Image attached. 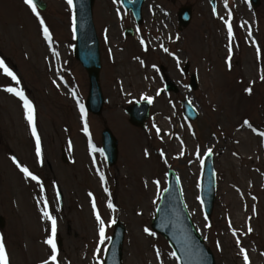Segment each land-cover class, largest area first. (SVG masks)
I'll return each instance as SVG.
<instances>
[{
	"label": "rangeland",
	"instance_id": "obj_1",
	"mask_svg": "<svg viewBox=\"0 0 264 264\" xmlns=\"http://www.w3.org/2000/svg\"><path fill=\"white\" fill-rule=\"evenodd\" d=\"M42 1L46 10L37 11L52 35L51 47L24 0H0V59L20 80L17 85L0 69V238L10 264L49 260L51 249L44 241L51 236V222L42 216L45 201L57 222L58 264H100L117 221L125 229L122 264H177L165 240L150 228L168 169L179 177L186 209L216 264H244L241 248L250 264H264V136L259 135L264 133V0L257 8L248 0H173L176 11L192 8V20L175 42L162 43L168 53L148 38V18L137 40L123 41L122 25L111 11L105 14L106 6L94 3L95 29L99 34L109 27L111 37L100 40L103 112L98 117L86 112L93 145L77 106V100L85 104L88 79L72 55L70 7L67 0ZM210 1L216 4L215 16ZM225 20L234 33L230 67ZM184 63L198 76L196 91L181 74ZM159 66L166 67L179 94L157 95L162 89ZM6 87L22 89L34 106L42 163L23 102ZM145 97L153 102L145 129L139 130L129 125L124 109ZM184 99L199 113L190 125L180 107ZM104 129L118 143L113 167H107L101 154ZM62 149L67 163L61 161ZM209 149L216 195L211 217L205 218L198 188ZM13 157L40 178L43 191L24 178ZM93 199L105 221L103 243Z\"/></svg>",
	"mask_w": 264,
	"mask_h": 264
},
{
	"label": "water",
	"instance_id": "obj_2",
	"mask_svg": "<svg viewBox=\"0 0 264 264\" xmlns=\"http://www.w3.org/2000/svg\"><path fill=\"white\" fill-rule=\"evenodd\" d=\"M251 1L254 7L259 4V0ZM34 2L40 10H45L46 6L43 2L40 0H34ZM92 4L93 0H73L75 10L74 57L86 71L89 81L86 108L92 114L99 115L103 105V98L98 83L101 64L98 41L92 23ZM133 9L138 18L139 5ZM178 19L179 25L186 27L191 19L190 8H182L179 11ZM185 72H187V68ZM195 81L196 77L193 75L191 77L193 89L196 88ZM166 87L168 91H175L174 86L168 80ZM148 109V103L127 108L126 113L129 116V123L134 127L143 128L144 122L148 117ZM184 109L187 118L191 120L196 118V114L187 104H184ZM102 145L108 164L112 166L117 158V143L108 130L102 133ZM214 191V169L211 158L208 157L204 164L200 182V199L206 217H209L212 211ZM0 227H3L2 219H0ZM151 227L168 242L179 264H215L212 254L204 247L201 237L195 232L190 222L181 200L179 181L171 171L168 173L167 189L161 196L156 218L153 220ZM123 233V226L117 223L105 254L104 264H121Z\"/></svg>",
	"mask_w": 264,
	"mask_h": 264
},
{
	"label": "snow or ice",
	"instance_id": "obj_3",
	"mask_svg": "<svg viewBox=\"0 0 264 264\" xmlns=\"http://www.w3.org/2000/svg\"><path fill=\"white\" fill-rule=\"evenodd\" d=\"M24 3L31 9L32 13L39 20L40 26L43 30L44 40L47 41L49 44V47H51L52 35H51L48 27L46 26L45 21L43 20V18H41L40 13L37 11L36 3L34 2V0H24ZM67 4L70 8H72L73 7V0H67ZM227 7H228L227 2H225V8H227ZM215 11H216L215 8H213L214 13H215ZM229 15H231L230 12H229ZM224 23H225V27L227 29V36H228V40H229V46H228L229 57H228L226 62L229 64V67H230L231 66V53H232L231 41L234 37V33H233V27H232L230 20H225ZM73 34H75V16H73ZM141 44L144 45L143 40H141ZM145 50H147L146 47H145ZM163 51L166 53L169 52V50L167 48H163ZM259 51H260L259 48H257L258 54H259ZM169 54H171V53H169ZM53 55H57V53L53 52ZM173 58L176 59L177 65L179 66V64H180L179 58L175 57V56ZM143 63L144 62L141 61V64H143ZM0 69L3 70L4 75L10 77L11 80L14 81L17 85L20 84V80L17 78L15 73H13L9 69V67L5 64V61L3 59H0ZM261 80H264V75L261 76ZM4 91L11 93L12 95L18 97L23 102V107L26 110V118H27L28 124H29L30 129H31V135L35 138V141H36V144H35L36 156L38 158H41V163H42L41 141H40V137L37 133V129H36L34 106L27 99V97L25 96L24 91L22 89H17L14 87H6L4 89ZM245 91L248 94H251V88L245 89ZM159 94L160 93L158 92L157 95H159ZM73 96H75V93H73ZM145 99L147 100V102L149 104H151L153 102L152 99H150L148 97H145ZM77 106L79 107V110H80L81 120L84 121V132L86 135H88L89 134L88 124H87V120H86L87 113L84 109V106L82 104H80L79 100H77ZM244 124L251 127L250 122L247 120L244 121ZM157 134H159V129H157ZM259 135L264 136V133H259ZM92 150L96 151L94 146H93ZM101 154H103L102 150H101ZM208 154L211 155V149L208 150ZM145 155L147 156V155H149V153H147V151H146ZM161 155H163V153H161ZM198 158H199V153H198ZM13 163L16 164L19 171L21 173H23V176L25 179H30L31 181H35L36 184L38 186H40L41 191H43V183L37 175L31 173L27 167L22 166L15 157H13ZM100 180L102 183H106L105 177L102 174L100 175ZM156 183L158 184L159 182L157 181ZM104 191L108 192V189L105 188ZM89 195H92V194L90 193ZM57 196L59 197V193L57 194ZM92 207H93V212L95 214V219L99 225L100 241H101V243H103L105 240V221L101 218L100 214L96 210V204H95L94 199L92 201ZM108 207L110 209L114 208L113 204L111 203V200H109V202H108ZM44 208H45V210L42 212V216L46 220L51 222V236H50V238H48L44 241V243L50 247L51 255H50L49 260H46L44 262V264H58V260H57L58 249H57V243H56L57 222H56V218L47 210V201L44 202ZM112 223H115V221L113 220ZM229 227H231V224H229ZM144 231L149 236L154 235V233L152 231H150L148 228H145ZM248 231L251 232L250 227H249ZM233 235H235V232H233ZM237 243L239 244V241H237ZM240 251L243 254L244 264H250L246 251L243 248H241ZM159 255H160V253H159V251H157V256H159ZM0 264H10V261H9V258H8L7 252H6L5 244H4V241L2 238H0Z\"/></svg>",
	"mask_w": 264,
	"mask_h": 264
},
{
	"label": "flooded vegetation",
	"instance_id": "obj_4",
	"mask_svg": "<svg viewBox=\"0 0 264 264\" xmlns=\"http://www.w3.org/2000/svg\"><path fill=\"white\" fill-rule=\"evenodd\" d=\"M150 0H147L146 4L144 5L143 7V11H142V14L143 12H147L148 14H150V12L153 10V9H150V11L148 10V7L146 6L147 3L149 2ZM161 3H163L164 5L166 4H169L171 5L173 8H169L167 7L166 5V9H165V12H163V9L161 8H158L157 10H159L157 13H155V16H160L161 19L163 20L162 23L164 24H167L169 29L167 28V25H161L159 26V35L158 36V40L161 41V40H167L168 38L170 40H172L174 37H176L177 35V27H176V8H175V1L173 0H159ZM96 4H98V6L102 5V6H106L104 9H105V14L107 13V11H111L114 19L118 20V22H120V18L123 14L122 10L120 9V6H119V0H96L95 1ZM151 8H155V6H152ZM98 12L100 11V9L97 10ZM104 11V10H103ZM128 13H126L125 15H127ZM131 17V16H130ZM129 17V18H130ZM105 35L108 36V38L110 39V34H109V27H105ZM152 39H155L156 37L154 35L151 36Z\"/></svg>",
	"mask_w": 264,
	"mask_h": 264
},
{
	"label": "bare ground",
	"instance_id": "obj_5",
	"mask_svg": "<svg viewBox=\"0 0 264 264\" xmlns=\"http://www.w3.org/2000/svg\"><path fill=\"white\" fill-rule=\"evenodd\" d=\"M238 188L242 190V188H240V187H238Z\"/></svg>",
	"mask_w": 264,
	"mask_h": 264
}]
</instances>
